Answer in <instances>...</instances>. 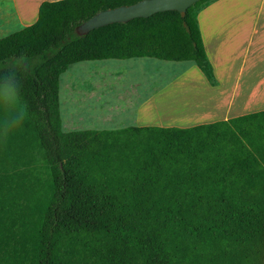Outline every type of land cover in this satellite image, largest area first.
<instances>
[{
	"label": "trees",
	"instance_id": "trees-1",
	"mask_svg": "<svg viewBox=\"0 0 264 264\" xmlns=\"http://www.w3.org/2000/svg\"><path fill=\"white\" fill-rule=\"evenodd\" d=\"M135 1H42L0 37V264L264 263V109L61 130L58 78L75 62L192 61L213 83L195 18L205 0L75 33Z\"/></svg>",
	"mask_w": 264,
	"mask_h": 264
},
{
	"label": "crops",
	"instance_id": "crops-1",
	"mask_svg": "<svg viewBox=\"0 0 264 264\" xmlns=\"http://www.w3.org/2000/svg\"><path fill=\"white\" fill-rule=\"evenodd\" d=\"M42 1L52 0H0V29L6 30L0 37L28 25L23 22V17L34 16L35 19L38 4ZM195 18L206 58L211 65L213 83H209L197 68L199 73L195 78L199 83L190 82L183 87H175L154 100L151 96L147 97L141 104V113L133 111L127 115L121 101L111 105L103 118L91 123L118 124L114 127H187L264 109V0H205L197 8ZM224 45H247L245 61L249 73L247 67L243 89L249 87V108H244L248 105L245 94L236 103L233 102L239 90L236 84L239 73L222 68L220 74L223 78L216 76L215 67H232L239 59L236 54L230 61H224L227 56L223 54ZM194 66L187 67L192 69ZM159 115H165L166 118L161 120ZM86 127L97 128L95 125Z\"/></svg>",
	"mask_w": 264,
	"mask_h": 264
},
{
	"label": "rangeland",
	"instance_id": "rangeland-1",
	"mask_svg": "<svg viewBox=\"0 0 264 264\" xmlns=\"http://www.w3.org/2000/svg\"><path fill=\"white\" fill-rule=\"evenodd\" d=\"M33 20L34 16L23 17V22L28 24ZM5 31V29H0V34ZM246 48L247 45H224L223 54L227 55L224 61H230L236 54L239 55V59L232 67L217 66L215 69L218 78H223L220 74L222 68L239 73V80L236 82L239 90L233 102L236 103L235 101L245 94V102H248V105L244 108H249V87L243 89L248 67L245 61ZM191 65L194 66L190 61H168L154 58H107L72 63L59 74L58 78V110L61 130H79L88 128L86 126L90 125L97 126L96 129L119 128L114 127L118 124L100 125V123L93 124L91 121L100 120L111 105L121 101L124 103V111L127 115L133 111L141 113L143 110L141 104L147 97L151 96L154 100L171 92L175 87H183L190 82L199 83V80L195 78L199 70L196 66L188 69L187 66L191 67ZM159 118L164 120L166 116L159 115ZM105 126L112 127L105 128Z\"/></svg>",
	"mask_w": 264,
	"mask_h": 264
},
{
	"label": "water",
	"instance_id": "water-1",
	"mask_svg": "<svg viewBox=\"0 0 264 264\" xmlns=\"http://www.w3.org/2000/svg\"><path fill=\"white\" fill-rule=\"evenodd\" d=\"M198 0H137L128 5H118L99 10L75 27L77 35L113 22H126L135 17H147L155 12L175 10L183 14L187 7Z\"/></svg>",
	"mask_w": 264,
	"mask_h": 264
}]
</instances>
